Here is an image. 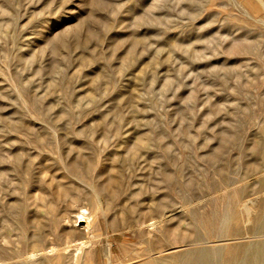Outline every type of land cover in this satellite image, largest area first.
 <instances>
[{
	"label": "rangeland",
	"instance_id": "rangeland-1",
	"mask_svg": "<svg viewBox=\"0 0 264 264\" xmlns=\"http://www.w3.org/2000/svg\"><path fill=\"white\" fill-rule=\"evenodd\" d=\"M0 264H264V0H0Z\"/></svg>",
	"mask_w": 264,
	"mask_h": 264
},
{
	"label": "bare ground",
	"instance_id": "bare-ground-1",
	"mask_svg": "<svg viewBox=\"0 0 264 264\" xmlns=\"http://www.w3.org/2000/svg\"><path fill=\"white\" fill-rule=\"evenodd\" d=\"M250 212V211H249ZM251 213H252V211H251ZM248 215H250L249 213H248ZM77 218H78V220H88L89 219V216H88V213H87V211L86 210H84V209H82L78 214H77ZM89 223V222H88ZM87 223V226L89 225ZM86 224V223H85ZM87 240V239H86ZM89 243V240H87V241H79L77 244H74V248H73V251H72V256H73V258L72 259H75V260H77V258L79 257V255L86 249V248H88V247H86L87 245L86 244H88ZM90 244V243H89ZM51 249L52 248H55V247H50ZM51 249H49L50 251L49 252H51L52 250ZM53 250H55V249H53ZM56 251V250H55ZM54 251H52V253H53ZM245 254V253H244ZM28 256H26L27 257V259L29 258V259H31V258H35L37 255L36 254H27ZM254 262V261H253Z\"/></svg>",
	"mask_w": 264,
	"mask_h": 264
}]
</instances>
